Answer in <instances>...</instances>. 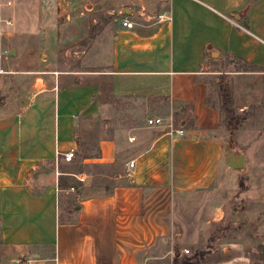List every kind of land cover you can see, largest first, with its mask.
<instances>
[{"label":"crops","instance_id":"crops-1","mask_svg":"<svg viewBox=\"0 0 264 264\" xmlns=\"http://www.w3.org/2000/svg\"><path fill=\"white\" fill-rule=\"evenodd\" d=\"M53 1L84 15L95 0ZM110 1L123 18L109 70L68 72L58 68V6L0 0V19L13 26L12 6L36 27L32 63L16 68L2 53L21 33L0 21V242L11 264H169L177 208L235 171L225 155L239 131L224 124L223 92L237 116L249 108L241 76H255L263 93L264 0ZM34 10L41 23L28 19ZM227 59L251 70L228 71ZM224 75L235 80L230 91ZM106 82L114 99L140 102L111 104ZM156 118L166 125L150 126ZM101 178L112 187L89 195Z\"/></svg>","mask_w":264,"mask_h":264},{"label":"rangeland","instance_id":"rangeland-1","mask_svg":"<svg viewBox=\"0 0 264 264\" xmlns=\"http://www.w3.org/2000/svg\"><path fill=\"white\" fill-rule=\"evenodd\" d=\"M43 3L58 6L59 20L53 28L58 40V68L68 72L109 70L114 35L123 18L122 8L113 6L110 0H95L91 10L82 15L69 6L64 7L61 2L62 8L53 0H43ZM10 8L14 19L10 28L19 31L21 36L18 39H4L7 50L3 51L2 56L13 61L16 68L29 67L32 55L28 53L27 45L36 27L34 23H26V11ZM141 12L152 15L147 8ZM30 14L28 19H36L41 23L37 11ZM28 26H31L32 31H26ZM46 35L51 38L52 34ZM12 50L19 51L17 57L12 55ZM47 58L46 53L44 60ZM226 61L224 69L228 71L247 73L251 70L241 62ZM218 77L223 80L224 88L227 87L228 91L235 86L233 76ZM254 77L241 76L246 86L239 89L240 93L245 94L239 102L247 104L249 108L239 114L238 117L244 122L237 130L239 136L235 135L232 140L233 145L242 149L246 165L243 170L228 171V175L222 171L208 191L192 195L177 208L178 218L172 226L175 251L169 264H173L176 252L179 253V261L191 259L198 264H264V89L261 95L256 93L258 89L254 86ZM104 88L106 99L111 104L124 106L140 102L114 99L110 82H106ZM233 104L235 108V101ZM223 117L230 134L226 114L223 113ZM94 149L93 145L91 150ZM88 170L105 175L111 171L104 168ZM92 185L96 189L89 195L98 194L99 188H111L113 184L101 178L92 182ZM0 264H11L10 251L1 242Z\"/></svg>","mask_w":264,"mask_h":264},{"label":"trees","instance_id":"trees-1","mask_svg":"<svg viewBox=\"0 0 264 264\" xmlns=\"http://www.w3.org/2000/svg\"><path fill=\"white\" fill-rule=\"evenodd\" d=\"M223 100H224V106H223V113L227 116V125L230 129V135H234L235 132L238 130V128L242 125L244 122L243 119H240L236 115L235 110L231 108L232 105V99L231 96L225 92H223ZM173 264H198L193 263L191 259H185L184 261H179V253L175 257Z\"/></svg>","mask_w":264,"mask_h":264},{"label":"built area","instance_id":"built-area-1","mask_svg":"<svg viewBox=\"0 0 264 264\" xmlns=\"http://www.w3.org/2000/svg\"><path fill=\"white\" fill-rule=\"evenodd\" d=\"M65 4L67 5H72V4H77V3H81L83 0H63ZM160 19L164 20L166 19L165 15H162L160 16ZM1 22H4L5 24L11 26L12 25V22L11 21H8V20H3V19H0ZM122 25L127 28V29H133L135 24L131 21H127V20H124L122 22ZM148 124L150 126H165L166 123H165V120L164 119H161V118H156V119H150L148 121ZM170 128L173 127V123H170L168 124ZM182 134V133H180ZM134 140V139H133ZM75 156V151H71L70 153L66 154L65 155V160L66 161H72L73 158ZM130 167H134V162H131L130 163ZM187 253H189V251H186Z\"/></svg>","mask_w":264,"mask_h":264},{"label":"water","instance_id":"water-1","mask_svg":"<svg viewBox=\"0 0 264 264\" xmlns=\"http://www.w3.org/2000/svg\"><path fill=\"white\" fill-rule=\"evenodd\" d=\"M12 55L15 56L16 52ZM225 158L229 167L235 171L243 170L246 165L244 154L233 148L232 138L227 141Z\"/></svg>","mask_w":264,"mask_h":264}]
</instances>
